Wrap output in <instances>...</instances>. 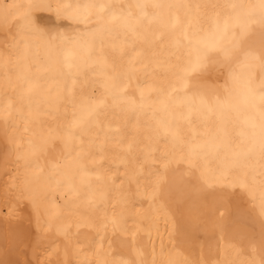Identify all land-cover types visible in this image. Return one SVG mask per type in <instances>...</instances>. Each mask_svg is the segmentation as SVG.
Masks as SVG:
<instances>
[{"label": "bare ground", "instance_id": "6f19581e", "mask_svg": "<svg viewBox=\"0 0 264 264\" xmlns=\"http://www.w3.org/2000/svg\"><path fill=\"white\" fill-rule=\"evenodd\" d=\"M109 2L0 0V264H264L258 0H159L189 7L155 17L140 0L127 27L93 6ZM177 19L193 43L225 24L222 45L239 40L193 76L211 111L181 88ZM104 25L78 70L53 50Z\"/></svg>", "mask_w": 264, "mask_h": 264}, {"label": "snow or ice", "instance_id": "6c2138e0", "mask_svg": "<svg viewBox=\"0 0 264 264\" xmlns=\"http://www.w3.org/2000/svg\"><path fill=\"white\" fill-rule=\"evenodd\" d=\"M259 2V12H260V20L264 22V0H258ZM121 2L119 0H112L109 3H99L93 5L98 8L100 13L110 17L112 20L120 21L124 20L125 25L127 27V18H132L134 15V10H138L141 16H147V7L146 3L140 2V0H127L125 4L126 7H120ZM153 9V17L156 16L157 10L168 7L169 9L176 7H184L188 8L189 6L186 4H173L168 3L167 5L159 2V0H152L150 4ZM35 7H43L42 4H37ZM70 7V6H69ZM89 7V6H86ZM82 22L86 23V20H82ZM238 24L241 29V34L243 35L247 31V25L241 22L238 19ZM29 29H34L35 25L31 19V17H26V25ZM171 27L173 29H180L179 35L174 39V45L177 48L183 47L188 50L191 58L188 59L186 65L182 68V75L180 78L181 88L187 89L191 87L193 95H199L201 103L204 104L205 107L208 108L209 111L212 110V106L206 104L203 98V89L205 88V84L200 81H195L193 79L194 74H203L206 65L209 63L215 64L218 68L227 67V61L231 56V49L239 46V40H233V43L230 47H224L221 43L220 33L227 32L228 25L225 24L222 29H218L217 33L206 35L203 37H199L195 43H193L192 38L189 36L188 28L189 23L186 22L183 26L180 25L178 19L171 23ZM38 30V29H37ZM134 31V29H129ZM104 32L106 34L112 35L115 33V29L104 25L101 28H94L87 33L89 39L85 40L81 36H71L65 35L63 33H58L55 37H53V41L56 43L53 44V50L57 52L64 60V63L69 69H77L78 65L75 63L76 53L77 51L90 52L91 45L93 42H102L99 33ZM194 35V34H193ZM216 53L217 56L215 59H212L211 54ZM69 75H74V73H69ZM253 98L261 103H264V88H261L258 92L253 93ZM123 99L121 96H117L113 94V100ZM188 99H191L189 97ZM104 101L101 100L99 104L96 106L101 107L104 105ZM226 105V101H218V107L223 108ZM96 113L95 108H89L86 110L84 115L76 121V123H82L85 117L91 116ZM243 187V185H241Z\"/></svg>", "mask_w": 264, "mask_h": 264}]
</instances>
